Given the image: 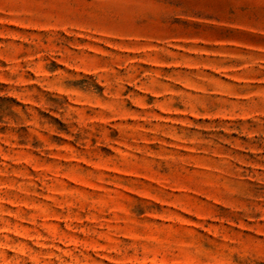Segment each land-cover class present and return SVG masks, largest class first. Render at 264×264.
Masks as SVG:
<instances>
[{
	"label": "rangeland",
	"instance_id": "374dc122",
	"mask_svg": "<svg viewBox=\"0 0 264 264\" xmlns=\"http://www.w3.org/2000/svg\"><path fill=\"white\" fill-rule=\"evenodd\" d=\"M0 264H264V0H0Z\"/></svg>",
	"mask_w": 264,
	"mask_h": 264
}]
</instances>
